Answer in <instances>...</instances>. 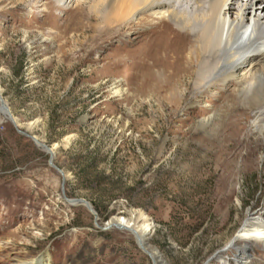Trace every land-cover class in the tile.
<instances>
[{
  "label": "rangeland",
  "instance_id": "obj_1",
  "mask_svg": "<svg viewBox=\"0 0 264 264\" xmlns=\"http://www.w3.org/2000/svg\"><path fill=\"white\" fill-rule=\"evenodd\" d=\"M66 1L0 0V93L19 126L0 111V264H264V247L233 242L264 209L251 112L232 115L226 85L165 88L149 51L171 23ZM18 130L56 147L66 197L95 214L66 201L50 156ZM131 210L153 224L141 244L155 261L130 230H104Z\"/></svg>",
  "mask_w": 264,
  "mask_h": 264
},
{
  "label": "bare ground",
  "instance_id": "obj_2",
  "mask_svg": "<svg viewBox=\"0 0 264 264\" xmlns=\"http://www.w3.org/2000/svg\"><path fill=\"white\" fill-rule=\"evenodd\" d=\"M97 6L108 17L127 20L141 16L137 19L140 25L149 15L158 20L153 26H158L157 29L161 23H171L172 30L166 28L165 36L156 32V41L151 43L149 51L150 55L164 56L161 65L165 88L175 89L182 76L194 78L200 97L219 85L228 86L230 91H235L231 99L232 115L236 117L242 109L249 110L252 127L264 140V0H99ZM4 102L0 93V111L8 119ZM55 149L52 148L54 160ZM129 213L128 219L113 220L108 225L130 230L141 250L155 261L158 255L149 254L141 244L153 229L152 222L140 211ZM233 242L264 247V209L248 211ZM259 254L264 258L263 252ZM248 258L242 253L239 262ZM46 262L44 258L39 264Z\"/></svg>",
  "mask_w": 264,
  "mask_h": 264
},
{
  "label": "water",
  "instance_id": "obj_3",
  "mask_svg": "<svg viewBox=\"0 0 264 264\" xmlns=\"http://www.w3.org/2000/svg\"><path fill=\"white\" fill-rule=\"evenodd\" d=\"M2 105H3L4 110L7 113L8 119L14 124V126L16 128H18L19 127L18 123H17L16 119L14 118L10 107L5 102ZM18 131H19L20 134H22V135L28 137L29 139H31L36 144L37 147L40 146L41 149L44 150L50 156V161H49L50 165L54 169H56L58 172L60 171L62 173V176H63V184H62V186H63V193H64V197H65L66 201L69 202L72 205H76V204L84 205V206L87 207V209L91 213L95 214V211H94L92 205L88 201H86L84 199H68L66 197L65 192H64V185L66 184L65 174H64V172H62V170H60V168L57 165L54 164V153L52 151V146H50V145H48V144H46L44 142H41L35 135H31L27 131H21V130H18ZM116 227L122 228V226H116ZM110 228H112V226L107 224V226L104 228V230H107V229H110Z\"/></svg>",
  "mask_w": 264,
  "mask_h": 264
}]
</instances>
